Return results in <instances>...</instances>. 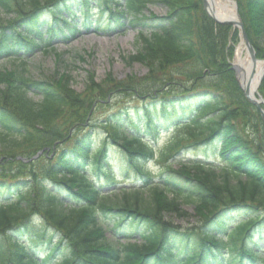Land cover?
Instances as JSON below:
<instances>
[{"label": "trees", "instance_id": "trees-1", "mask_svg": "<svg viewBox=\"0 0 264 264\" xmlns=\"http://www.w3.org/2000/svg\"><path fill=\"white\" fill-rule=\"evenodd\" d=\"M148 4L166 14L142 15ZM237 5L264 59V0ZM0 10V59L19 57V68H0V264H264V124L230 69L231 26L201 0H0ZM77 15L86 29L139 27L124 62L142 73L96 81L88 70L80 91L67 72L32 78L18 53L71 41ZM115 95L128 104L92 117ZM183 149L216 153L225 168L184 162ZM117 168L131 185L117 186ZM187 205L203 221L195 230L173 224Z\"/></svg>", "mask_w": 264, "mask_h": 264}, {"label": "rangeland", "instance_id": "rangeland-1", "mask_svg": "<svg viewBox=\"0 0 264 264\" xmlns=\"http://www.w3.org/2000/svg\"><path fill=\"white\" fill-rule=\"evenodd\" d=\"M222 2H227L228 0H221ZM155 12H160L162 9L159 6L152 8ZM6 13L0 10V19H4ZM94 20V19H93ZM232 30V28H231ZM82 35L71 41L70 43L64 44L59 42L53 43L52 49L48 53H41L39 50L35 49L34 53L30 55V59L27 60L25 67L28 69V74L36 79L42 78L47 75H52L56 71L59 73L67 72L71 75L73 79V87L80 91L82 88V80L84 79L85 71H92L95 80L99 81L103 78L106 72H111L114 77L120 79L123 78L129 71L137 72L141 68L137 64H126L124 62V57L135 52L136 49V38L134 37L136 32L131 29L124 30L117 33L105 34L101 30H90L82 31ZM46 34L43 33L42 38H45ZM239 42L233 47V51L242 45L245 50V46L242 39L238 38ZM247 49L244 51L246 52ZM243 52V53H244ZM249 56V53L247 51ZM19 68V61L16 60H5L0 62V68ZM142 73V71H140ZM138 73V74H140ZM120 98V102L117 101ZM129 97L123 98L122 96L115 95L111 98L110 102L112 104L117 103L118 105L128 104ZM108 107V103L100 107L101 111L93 110L95 113L92 117L96 118L99 113L104 114L108 111L105 109ZM99 134L102 135L101 132ZM172 134L167 136H162L158 142V146L162 145L163 142L169 139ZM96 137V136H95ZM99 136H97L98 138ZM195 157L190 155V153L185 154V157ZM197 158L199 160L206 161L209 168L214 169L216 172H220L223 169V163L219 162L217 157L213 158L209 156L205 158L203 155L198 154ZM153 162V161H151ZM149 162V165L150 163ZM151 168L156 169L158 167L155 162L150 165ZM117 172H119L117 170ZM118 177H121L120 174ZM186 211L190 214L187 217H179L173 220V224L176 226L189 227L198 224L196 218L191 216V211L187 206H185ZM39 245L41 243H38Z\"/></svg>", "mask_w": 264, "mask_h": 264}, {"label": "bare ground", "instance_id": "bare-ground-1", "mask_svg": "<svg viewBox=\"0 0 264 264\" xmlns=\"http://www.w3.org/2000/svg\"><path fill=\"white\" fill-rule=\"evenodd\" d=\"M211 7L215 10V13H221L227 15L230 12V18L235 17L233 5L229 2L224 3L221 0H207ZM57 44H59L56 41ZM244 47L240 45V47L236 50L233 63L237 69L239 78L241 80V84L244 87H249L248 90L250 92H255V89L258 85V81L260 75L262 73L263 65L260 62H252L250 57L248 56L247 52H244ZM244 52V53H243ZM250 79V85L248 86L247 83Z\"/></svg>", "mask_w": 264, "mask_h": 264}, {"label": "water", "instance_id": "water-1", "mask_svg": "<svg viewBox=\"0 0 264 264\" xmlns=\"http://www.w3.org/2000/svg\"><path fill=\"white\" fill-rule=\"evenodd\" d=\"M202 1H203V6H204L206 12L211 17H213L215 19H218V20H221V21L229 22V23L233 24L234 26H237L238 28H240L241 35H242L243 41L245 43V46H246V48H247V50H248V52L250 54V58H251L252 61H256L255 58H254V52H253L252 46L249 43V40H248V38H247V36L245 34V31H244V29L242 27V24H241V21L239 19L235 2L233 1V9H234V13H235L236 19L235 20H231L225 14L215 13V10L212 9V7L209 5L207 0H202ZM232 69L234 71H236V69L234 67ZM240 87H241V85H240ZM241 89L243 90V93L246 96V98L252 104L257 106V108L259 109V111H260V113H261V115L263 116V119H264V101L262 100V98L259 95L254 96L253 93L250 92L249 90H245L242 87H241ZM261 105H263V108L261 107Z\"/></svg>", "mask_w": 264, "mask_h": 264}]
</instances>
